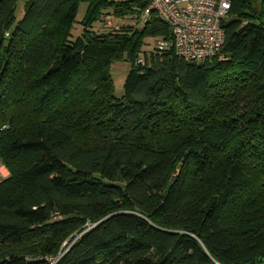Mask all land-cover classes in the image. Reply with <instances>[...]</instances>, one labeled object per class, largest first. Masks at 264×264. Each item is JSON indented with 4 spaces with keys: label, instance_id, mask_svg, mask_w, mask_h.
Masks as SVG:
<instances>
[{
    "label": "trees",
    "instance_id": "1",
    "mask_svg": "<svg viewBox=\"0 0 264 264\" xmlns=\"http://www.w3.org/2000/svg\"><path fill=\"white\" fill-rule=\"evenodd\" d=\"M18 2L0 0V264H264V0H232L202 62L156 48L147 0H28L16 20ZM108 7L136 24L89 31Z\"/></svg>",
    "mask_w": 264,
    "mask_h": 264
},
{
    "label": "built area",
    "instance_id": "2",
    "mask_svg": "<svg viewBox=\"0 0 264 264\" xmlns=\"http://www.w3.org/2000/svg\"><path fill=\"white\" fill-rule=\"evenodd\" d=\"M147 1L148 6L137 17V26L143 28L152 14L166 24L169 40H154L159 51L171 48L177 57L194 62L221 56L224 44L222 22L230 11L232 0ZM127 20L131 21L130 18ZM138 62L142 63L141 60ZM7 176V169L0 160V184Z\"/></svg>",
    "mask_w": 264,
    "mask_h": 264
},
{
    "label": "rangeland",
    "instance_id": "3",
    "mask_svg": "<svg viewBox=\"0 0 264 264\" xmlns=\"http://www.w3.org/2000/svg\"><path fill=\"white\" fill-rule=\"evenodd\" d=\"M123 0H105V2L108 5L111 4H117L122 2ZM252 4H254L253 7H257L256 4L260 0H251ZM92 8L89 3H81L78 6L77 13L74 19L73 24L71 25L70 29V36L71 40H76L77 38L81 37L84 31V23L89 17V13L91 12ZM24 12V2L19 1L17 4V9L15 12V19L19 20ZM112 9L111 7H108L106 9H99L97 14V20L93 21L90 25L89 31L97 33V34H106L109 31L113 32L121 28V26L125 25H135V21H128V20H121L119 18H115L111 16L112 14ZM146 46L143 47L141 51V56L142 52L145 51H150L153 47V41L151 39L145 40ZM131 66L130 63H128L125 59L121 61H114L110 64L109 66V75L110 79L113 84L114 88V96L115 98L120 99L123 94V84L126 79V76L128 72L130 71ZM8 172V171H7Z\"/></svg>",
    "mask_w": 264,
    "mask_h": 264
}]
</instances>
